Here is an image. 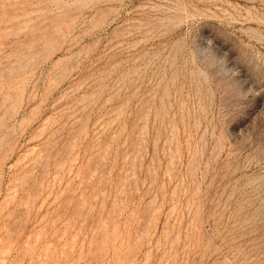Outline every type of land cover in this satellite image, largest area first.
I'll use <instances>...</instances> for the list:
<instances>
[{
	"label": "rangeland",
	"instance_id": "rangeland-1",
	"mask_svg": "<svg viewBox=\"0 0 264 264\" xmlns=\"http://www.w3.org/2000/svg\"><path fill=\"white\" fill-rule=\"evenodd\" d=\"M0 264H264V0H0Z\"/></svg>",
	"mask_w": 264,
	"mask_h": 264
}]
</instances>
